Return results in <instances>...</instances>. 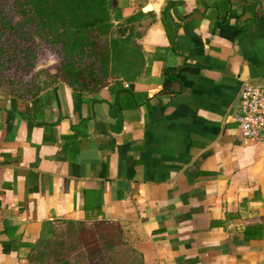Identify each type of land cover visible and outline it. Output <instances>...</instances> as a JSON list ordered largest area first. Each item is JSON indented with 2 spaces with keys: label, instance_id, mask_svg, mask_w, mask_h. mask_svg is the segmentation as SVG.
Returning <instances> with one entry per match:
<instances>
[{
  "label": "crops",
  "instance_id": "crops-1",
  "mask_svg": "<svg viewBox=\"0 0 264 264\" xmlns=\"http://www.w3.org/2000/svg\"><path fill=\"white\" fill-rule=\"evenodd\" d=\"M142 69L96 92L0 93V264L57 220L124 229L140 264H264V149L239 84L264 81V0H117Z\"/></svg>",
  "mask_w": 264,
  "mask_h": 264
},
{
  "label": "trees",
  "instance_id": "trees-1",
  "mask_svg": "<svg viewBox=\"0 0 264 264\" xmlns=\"http://www.w3.org/2000/svg\"><path fill=\"white\" fill-rule=\"evenodd\" d=\"M136 18L123 17L117 0H0V84L12 91L5 95L34 98L44 72L86 93L112 77L134 79L143 63ZM41 51L52 73L36 68Z\"/></svg>",
  "mask_w": 264,
  "mask_h": 264
},
{
  "label": "rangeland",
  "instance_id": "rangeland-1",
  "mask_svg": "<svg viewBox=\"0 0 264 264\" xmlns=\"http://www.w3.org/2000/svg\"><path fill=\"white\" fill-rule=\"evenodd\" d=\"M42 51L36 68L52 70L53 60L43 57ZM40 85L50 87L59 78L39 75ZM0 93L11 94L7 83L0 84ZM21 97V91L15 97ZM28 264H140L139 256L131 247L124 229L100 220H57L49 234L38 241L27 256Z\"/></svg>",
  "mask_w": 264,
  "mask_h": 264
},
{
  "label": "built area",
  "instance_id": "built-area-1",
  "mask_svg": "<svg viewBox=\"0 0 264 264\" xmlns=\"http://www.w3.org/2000/svg\"><path fill=\"white\" fill-rule=\"evenodd\" d=\"M234 119L240 136L261 144L264 149V81L239 84Z\"/></svg>",
  "mask_w": 264,
  "mask_h": 264
}]
</instances>
